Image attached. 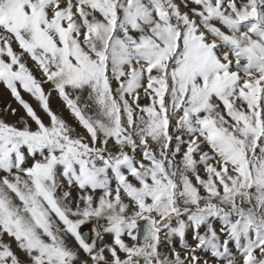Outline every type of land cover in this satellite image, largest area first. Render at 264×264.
Segmentation results:
<instances>
[{
	"label": "snow or ice",
	"instance_id": "obj_1",
	"mask_svg": "<svg viewBox=\"0 0 264 264\" xmlns=\"http://www.w3.org/2000/svg\"><path fill=\"white\" fill-rule=\"evenodd\" d=\"M0 84V264H264V0H0Z\"/></svg>",
	"mask_w": 264,
	"mask_h": 264
},
{
	"label": "rangeland",
	"instance_id": "obj_2",
	"mask_svg": "<svg viewBox=\"0 0 264 264\" xmlns=\"http://www.w3.org/2000/svg\"><path fill=\"white\" fill-rule=\"evenodd\" d=\"M14 47H15V45H14ZM28 66L33 71L34 75L38 79H43V77L41 76V73L39 71H37V69L33 66V63L30 60L28 62ZM44 87H45V90L47 91V89L50 88L51 85L45 84ZM21 93L24 96V98L26 100H28L30 103H32L33 105H35L37 103L36 101H34L33 98L30 97L29 94L24 93L22 89H21ZM8 104H11V106L13 108H16L18 110V112H19L20 115H23L24 114L23 113V110L20 108V106L17 104V102L11 97L10 92L5 88V86L3 84H0V109H3ZM51 107L54 110H57V111L62 112V114L64 115V117L65 118H68L70 120V122H71V119L68 116L67 111L63 109L62 104L58 100V98L56 97V94L55 93L52 94ZM6 119H8L9 122H12V121L15 120V117L7 116Z\"/></svg>",
	"mask_w": 264,
	"mask_h": 264
},
{
	"label": "water",
	"instance_id": "obj_3",
	"mask_svg": "<svg viewBox=\"0 0 264 264\" xmlns=\"http://www.w3.org/2000/svg\"><path fill=\"white\" fill-rule=\"evenodd\" d=\"M85 234H86V235L88 234L86 230H85Z\"/></svg>",
	"mask_w": 264,
	"mask_h": 264
}]
</instances>
